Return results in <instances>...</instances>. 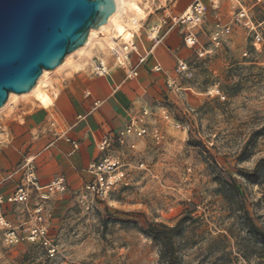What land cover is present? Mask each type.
Masks as SVG:
<instances>
[{"label":"rangeland","instance_id":"1","mask_svg":"<svg viewBox=\"0 0 264 264\" xmlns=\"http://www.w3.org/2000/svg\"><path fill=\"white\" fill-rule=\"evenodd\" d=\"M142 1L124 18L138 13L140 24L149 10L173 3ZM200 1L206 6L196 28L200 48H187L169 66L160 97L138 118L145 134H116L106 151L126 165L124 183L104 199L83 186L66 187L16 206L15 222L41 207L58 253L50 259L24 239L9 245L0 230V264H167L144 230L180 220L173 236L178 264H264V241L249 230L253 223L264 231V0ZM144 20L132 32L135 43L152 25ZM98 43L71 54L47 74V85L62 68L99 55ZM179 61L187 65L183 72L175 71ZM32 97L1 109L0 122Z\"/></svg>","mask_w":264,"mask_h":264},{"label":"crops","instance_id":"2","mask_svg":"<svg viewBox=\"0 0 264 264\" xmlns=\"http://www.w3.org/2000/svg\"><path fill=\"white\" fill-rule=\"evenodd\" d=\"M172 2L169 8L163 5L165 8L157 13L148 11L144 19L152 25L145 37H138L137 52L130 55L127 68L110 54L109 51H118L119 47V43L112 44L97 56L84 57L74 67L62 68L50 87L46 83L45 90L52 97L49 107L32 97L3 116L0 129V190L3 193L13 191L21 182L27 159H31L40 186L62 178L67 188L75 189L90 179L87 167L106 153L100 150L101 141L118 134L143 111L151 110V101L160 97L165 80L170 77L169 66L188 48L182 45L183 34L177 26L167 30L158 43L151 40L149 33L153 25L169 15L180 14L193 0ZM126 14L125 18L121 14L117 22H123ZM144 19L140 21V28ZM128 31L124 38H132L133 33ZM98 58L105 61L107 74L93 73ZM155 66L161 69L155 70ZM129 68L136 69L137 75L128 77L125 71ZM8 211L13 223L21 221H14L16 208Z\"/></svg>","mask_w":264,"mask_h":264},{"label":"water","instance_id":"3","mask_svg":"<svg viewBox=\"0 0 264 264\" xmlns=\"http://www.w3.org/2000/svg\"><path fill=\"white\" fill-rule=\"evenodd\" d=\"M119 0H0V107L106 23Z\"/></svg>","mask_w":264,"mask_h":264},{"label":"built area","instance_id":"4","mask_svg":"<svg viewBox=\"0 0 264 264\" xmlns=\"http://www.w3.org/2000/svg\"><path fill=\"white\" fill-rule=\"evenodd\" d=\"M206 16V6L200 0H194L180 14L169 15L163 18L158 24L150 29V37L154 44L160 41L161 36L173 26H177L183 34L184 45L188 48H200L199 37L196 28L200 25ZM219 32L212 36L215 44H219ZM118 51H111L116 62L124 68L129 64V58L132 53L137 52V45L132 40L123 41L119 44ZM139 61H143L139 57ZM160 70L159 66L154 67ZM187 69L184 61H179L175 67L176 72H183ZM92 71L95 75L107 74L108 69L103 59H96ZM128 77L137 75V70L129 68L126 71ZM146 111H143V115ZM140 119L131 121L123 130L118 132L119 139L125 135H133L141 137L145 134L146 129L140 123ZM2 124L0 122V129ZM112 138H105L100 143V150L106 152L110 146ZM74 147L76 144L74 143ZM90 179L86 181L83 188L86 192L98 199H104L120 184L124 183L127 175L126 165L119 157H114L105 153L101 157L91 162L87 167ZM66 190L65 182L62 178L55 179L45 186H40L31 163V159H27L24 164V175L19 184L13 191L3 193L0 190V230L2 231L4 240L9 245H15L24 239L27 242L41 247L45 255L52 259L58 253L57 244L51 238L47 227L40 214L41 207H37L33 211V215L28 219H22L15 224L9 217L7 210L15 208L21 204H27L33 196L37 198L47 197L52 193H62Z\"/></svg>","mask_w":264,"mask_h":264},{"label":"bare ground","instance_id":"5","mask_svg":"<svg viewBox=\"0 0 264 264\" xmlns=\"http://www.w3.org/2000/svg\"><path fill=\"white\" fill-rule=\"evenodd\" d=\"M135 2H143V1L142 0H119L118 7L111 14H109L106 23L100 25L96 29H93V28L90 29L87 40H86L84 45H82L78 49H76V50L70 52L68 55H66V58H64L63 62L60 65H58L56 68H54L53 70L44 69L42 71L41 75L39 76V78L37 79L35 85L32 87V89L30 91H28L26 93H22V94H16V93L10 92L5 104L2 107H0V110L7 107V106H11L13 104V101H15L16 99H18L20 97L22 98L25 96H30V95L33 96L34 100H36L42 106L49 107L52 103V97L45 90V88H46L45 77L47 76V74H49V73L57 70L61 66H63L67 62V60L71 54H73L75 52L84 51L87 47H89V45L92 44L93 41L99 42L98 44L101 45L102 48L106 51L107 49H109V47L112 44H117L118 43L117 40L122 39L123 41H128V42L130 40H132L131 37L124 38V36L126 35V32L128 30H130L131 32L134 33L140 28L139 15H138L137 11H135L137 14L132 16L133 19L129 18L130 15L128 13H127L128 17L123 22H121V23L117 22L118 21L117 19H118V17H120V14L122 12L128 10L130 8V6ZM113 24H114V27L112 26ZM111 28H112V30H111ZM100 32H103V33L100 34ZM119 48L120 47H118V50H119ZM83 61H84V59H83ZM80 63L82 64V62H80ZM78 65H80V64H78Z\"/></svg>","mask_w":264,"mask_h":264},{"label":"trees","instance_id":"6","mask_svg":"<svg viewBox=\"0 0 264 264\" xmlns=\"http://www.w3.org/2000/svg\"><path fill=\"white\" fill-rule=\"evenodd\" d=\"M222 182H219L220 191L225 195V191L222 190ZM182 220L178 221L175 226L169 227L162 225L164 228L163 230H158L155 228L154 225H149L147 229H145V233L151 237L159 246L160 248V257L164 260L167 264H178L177 256L175 255L174 251V244H173V236L176 235V230L178 226L181 224ZM249 230L250 233L257 239L264 241V231H262L259 227L254 225L253 223H249Z\"/></svg>","mask_w":264,"mask_h":264}]
</instances>
